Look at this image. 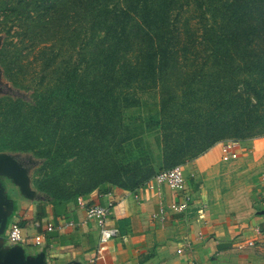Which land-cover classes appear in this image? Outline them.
I'll return each mask as SVG.
<instances>
[{"label": "trees", "instance_id": "1", "mask_svg": "<svg viewBox=\"0 0 264 264\" xmlns=\"http://www.w3.org/2000/svg\"><path fill=\"white\" fill-rule=\"evenodd\" d=\"M12 3L0 0V14L25 35L16 60L8 61L12 42L0 48L4 74L20 92L0 95V152L40 160L33 176L39 203L59 207L95 190H136L219 142L264 133V0ZM191 3L198 36L180 25ZM25 47H39L34 59L42 62L28 87L19 72ZM61 54L68 55L62 67L51 69ZM148 93L156 98L151 108L127 117ZM147 132H155L154 144H132ZM200 140L206 144L194 148ZM69 158L84 167L74 173L68 167L79 160ZM70 176L80 183L68 184Z\"/></svg>", "mask_w": 264, "mask_h": 264}, {"label": "crops", "instance_id": "2", "mask_svg": "<svg viewBox=\"0 0 264 264\" xmlns=\"http://www.w3.org/2000/svg\"><path fill=\"white\" fill-rule=\"evenodd\" d=\"M223 144L184 164L192 197L184 211L172 209L184 193L167 185L160 191L95 190L86 197L111 204L112 224L119 228L102 248L96 223L86 220L77 201L54 207L29 200L5 178L15 206L9 222L20 223L24 240L13 243L5 233L4 241L33 256L43 252L45 264H264V136L240 142L238 157L229 161L222 159ZM36 220L43 225L63 221V227L45 232L43 244L35 245Z\"/></svg>", "mask_w": 264, "mask_h": 264}, {"label": "rangeland", "instance_id": "3", "mask_svg": "<svg viewBox=\"0 0 264 264\" xmlns=\"http://www.w3.org/2000/svg\"><path fill=\"white\" fill-rule=\"evenodd\" d=\"M14 4V0H12ZM185 11H183L181 18L183 19L180 23V25L182 27H184V29L186 30L189 29L188 31L190 33L193 32H197V36L200 34L201 31V25L199 23L200 20V15H199V10L197 9V6L195 4H190V5H185ZM0 36H2L3 42L7 39L9 42H12L11 46L9 47V51L7 52L8 55V61H12V60H16V58L19 56V53L17 52V48H16V44L18 45V47L21 46V41H22V34L25 35L24 29L21 28L19 25H16V19H12L9 16H5L4 14H0ZM6 30H10V33L8 34L6 32ZM185 39V38H183ZM2 42V43H3ZM46 45H50V42L47 44V42H45ZM45 44H43L45 46ZM57 46L58 48L60 47V42H57ZM39 48V47H38ZM38 48L35 49H30V48H24L23 53H22V63L21 68L23 69V72L19 71L21 74V82L23 86H31L34 83V79H36L37 77L40 76L36 75L35 70H38L41 66H42V62L38 61L36 62L34 57L36 55H38ZM76 55V54H75ZM68 57L67 54H61V56L59 57H55L56 61L52 63L51 65V69L55 68H59L62 67V60H66ZM74 58H78V56H74ZM33 63V65L31 64ZM0 69L1 71H3V73H1V77H0V95L5 94L7 91H9L10 87L12 88V92H15V88H13L12 86H14L12 84V82L9 81V79L6 78L5 74H4V69L3 67L0 65ZM52 73V71H48V75ZM56 75H53L51 77V80H49V82H53L56 78ZM15 81H16V77H15ZM48 83V81L46 82ZM26 91V89H24ZM23 91V90H22ZM8 93V92H7ZM28 97V96H27ZM137 97H141V103L137 104L138 106H132L129 107L126 111V115L127 117H129L130 119L133 118H138L141 115H143L148 108H151L150 103H152L154 101L155 95L153 93H148L145 94L143 96H137ZM230 118H233L232 115H229ZM263 129V127H262ZM261 129V130H262ZM256 132H260L259 131H255L253 133ZM262 133V132H261ZM262 136H264V133L261 134ZM155 132H147L144 133L143 135L136 137L132 140V144L136 147H141L143 145H152L155 142ZM200 139V138H197ZM246 140H240L239 142H243ZM206 144L205 140H200V141H196L194 142V148H201ZM120 160L122 159V154H120ZM78 159V158H77ZM77 159H73V158H69L68 162H72L75 161ZM78 163H74L73 165L69 166V169H73L74 173H77L78 171H80L81 168L84 167V165L81 163L83 159H78ZM39 166L35 167L34 170H32V180H33V176L36 174V170L38 169ZM77 177L79 176H70L69 180H68V184L71 183H76L80 181H77ZM28 249H30L28 247Z\"/></svg>", "mask_w": 264, "mask_h": 264}, {"label": "built area", "instance_id": "4", "mask_svg": "<svg viewBox=\"0 0 264 264\" xmlns=\"http://www.w3.org/2000/svg\"><path fill=\"white\" fill-rule=\"evenodd\" d=\"M238 140L225 141L222 147V159L229 161L238 157L237 146L239 145ZM261 184L264 187V170L261 176ZM163 185L169 186L171 189L177 192L184 193V199L180 203H174L172 209L175 211H184L190 206L192 200L191 194L186 192L187 179L184 172V165L179 164L170 169L162 170L153 176L143 187L150 190L160 191ZM77 204L80 209L85 211L86 220L94 221L100 233V245L104 247L108 241L119 235V228L112 224V208L111 204L103 205L100 203H90L85 197H78ZM56 225L54 222L49 221L46 224H42L40 220H36L33 227L36 229L34 235L35 245L43 244L45 240V232L54 231L57 227H63L62 223ZM72 224L71 221L65 222V225ZM40 230V231H39ZM9 240L13 243H20L24 240L23 229L19 222H14L11 225ZM250 245L253 242H249ZM183 249H178L181 253Z\"/></svg>", "mask_w": 264, "mask_h": 264}, {"label": "water", "instance_id": "5", "mask_svg": "<svg viewBox=\"0 0 264 264\" xmlns=\"http://www.w3.org/2000/svg\"><path fill=\"white\" fill-rule=\"evenodd\" d=\"M3 39L0 36V48ZM0 69V77H1ZM1 84V81H0ZM13 90L10 87L8 93ZM6 92V93H7ZM5 93V94H6ZM14 93H20L15 91ZM40 164V160L25 153L0 152V264H45L43 252L33 256L22 246L6 244L3 234H9L11 223L10 217L15 208L14 200L7 195L5 178L16 186L21 197L36 200L38 192L33 185L32 170Z\"/></svg>", "mask_w": 264, "mask_h": 264}]
</instances>
